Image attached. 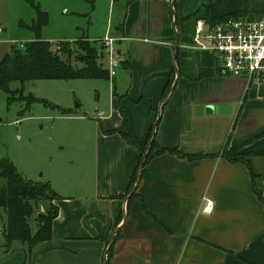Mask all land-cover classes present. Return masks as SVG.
I'll use <instances>...</instances> for the list:
<instances>
[{
    "label": "crops",
    "instance_id": "1",
    "mask_svg": "<svg viewBox=\"0 0 264 264\" xmlns=\"http://www.w3.org/2000/svg\"><path fill=\"white\" fill-rule=\"evenodd\" d=\"M109 9L104 38L116 40L122 63L107 111L76 139L64 133L72 126H58L44 144L52 167L42 174L32 161L16 167L56 196L51 239L28 264H104L109 244L105 264H264V82L225 75L211 54L184 48L196 21L264 18V0H136L126 8L110 0ZM8 48L0 46V59ZM57 117L88 122L73 112ZM156 121L158 148L195 158L158 154L130 189L140 153L107 132L129 129L145 142ZM229 151L246 162L229 161ZM21 253L3 263L26 262Z\"/></svg>",
    "mask_w": 264,
    "mask_h": 264
},
{
    "label": "rangeland",
    "instance_id": "2",
    "mask_svg": "<svg viewBox=\"0 0 264 264\" xmlns=\"http://www.w3.org/2000/svg\"><path fill=\"white\" fill-rule=\"evenodd\" d=\"M109 6L110 0H0V46H10L6 55L15 49L22 50L20 46L36 40L48 42L53 52L64 44V48L71 52L75 68L83 66L80 60L88 55L85 47H95L96 63L103 66L100 39L106 35L107 26L113 24L115 16ZM37 11L45 15V24L35 30L33 25L37 23ZM110 34L112 36V30ZM78 40L81 41L75 44ZM61 57L65 58L64 55ZM111 86V80L104 79L10 82L11 102L7 93L0 90V159H9L18 168L32 161L38 167V174H42L52 167L50 153L45 150L44 144L50 143L48 140L57 133L58 126L75 127L74 130L71 127L64 131L73 139L83 132L87 133L88 125L97 119L98 112L107 111ZM30 97L84 116L88 122L60 120L57 117L59 110L55 107L41 102L28 106ZM74 149V143L64 145L57 154L70 153ZM41 195L44 196L43 190ZM43 196L35 202L31 201L32 214L28 219L31 234L37 230L36 212L45 213L50 202ZM46 197H50L49 193ZM5 225L6 216L0 209V264L15 261L12 255L18 252L27 258L25 262L21 256L20 264H28V255L37 245L29 250L27 242L6 241ZM10 257L12 259L8 260Z\"/></svg>",
    "mask_w": 264,
    "mask_h": 264
},
{
    "label": "trees",
    "instance_id": "3",
    "mask_svg": "<svg viewBox=\"0 0 264 264\" xmlns=\"http://www.w3.org/2000/svg\"><path fill=\"white\" fill-rule=\"evenodd\" d=\"M134 1L136 0H113L115 4H119L123 8H126ZM37 17V23L33 25V29L35 30H38L45 24V15L43 13L37 11ZM231 17L238 18L242 16L238 14L228 15L218 21H211L219 22ZM79 41L81 40L74 43L76 44ZM64 47L65 45L61 44L60 48L53 52L50 49L48 42L36 40L23 46L22 50L15 49L13 52H9L10 54L7 53L2 59H0V90L7 93L9 102L12 101V91L9 89V83L12 81H19L22 83L24 81L37 80H108L107 70L101 64L98 65L96 63L97 50L95 47H85L88 55L84 56L80 60L83 64L80 68H75L72 65L71 52L66 50ZM61 55H64L65 58H62ZM167 93L164 95V100L162 102L163 105L166 101ZM36 102H41L48 107L57 108L61 115L71 114L70 111L53 106L47 101L31 97L29 98L28 106ZM120 112L122 113L124 121H126L125 113L122 110H120ZM153 131L154 126L151 129L149 139L145 142L140 141L129 129H126L123 132L118 130H110L107 132L120 134L127 144L135 147L140 153L138 168L132 175L129 182L130 189L134 187L137 181L138 169L143 155L148 149ZM163 153L187 157L175 149L158 148L154 138L141 166V173L151 158ZM224 156L231 162H246V160L235 151L225 152ZM187 158L193 159L195 157L188 156ZM42 190L44 192V196L41 195ZM46 192L49 193L50 197H46ZM257 195L261 199L258 192ZM42 196L44 197V200H48L50 202L45 210V213H41L39 211L36 212L37 230L34 234H31L28 226V219L32 214L31 201L35 202L40 197L42 198ZM55 199L56 196L52 193L48 184L40 182L35 183L24 179L9 159H0V209L4 211L6 216L4 232L6 241L11 242L17 240L23 243L27 242L29 243V250H31L34 246L50 240L52 236V222L57 215V207L53 205V201Z\"/></svg>",
    "mask_w": 264,
    "mask_h": 264
},
{
    "label": "built area",
    "instance_id": "4",
    "mask_svg": "<svg viewBox=\"0 0 264 264\" xmlns=\"http://www.w3.org/2000/svg\"><path fill=\"white\" fill-rule=\"evenodd\" d=\"M115 42L111 37L100 41V52L107 61L108 80L115 77L122 63ZM184 48L211 54L225 75L256 84L264 82V18L231 17L215 23L198 20L192 42ZM211 206V201L206 200L202 212H209Z\"/></svg>",
    "mask_w": 264,
    "mask_h": 264
},
{
    "label": "water",
    "instance_id": "5",
    "mask_svg": "<svg viewBox=\"0 0 264 264\" xmlns=\"http://www.w3.org/2000/svg\"><path fill=\"white\" fill-rule=\"evenodd\" d=\"M9 54H10V53H9ZM171 91H172V88H171L170 91L168 92L167 97L169 96V94H170ZM167 97H166V98H167ZM206 110H207V109H206ZM212 110H214V112H217V111H218L217 108H214V109H212ZM209 111L211 112V108H208V112H209ZM157 119H158V118H157ZM156 125H157V121H156V123H155V125H154V131H153L152 138H151V140H150V142H149L148 149H147L146 153L143 155V158H142V160H141V164H140V166H139L138 173H137V181H136V183H135V185H134V187H133V190H135L136 185H137V183H138V181H139V177H140V174H141V166H142V164H143V162H144V160H145V156H146L147 152L149 151V148H150V146H151V143H152L153 139L155 138V128H156ZM112 240H113V238H112ZM112 240H111V241H112ZM109 248H110V244H109V246H108V249H109ZM108 249H107V252H106V254H105L104 264H105L106 256H107V253H108Z\"/></svg>",
    "mask_w": 264,
    "mask_h": 264
}]
</instances>
